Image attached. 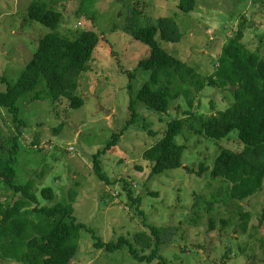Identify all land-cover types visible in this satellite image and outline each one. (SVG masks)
Here are the masks:
<instances>
[{
	"label": "rangeland",
	"instance_id": "rangeland-1",
	"mask_svg": "<svg viewBox=\"0 0 264 264\" xmlns=\"http://www.w3.org/2000/svg\"><path fill=\"white\" fill-rule=\"evenodd\" d=\"M33 1L0 0V92L17 82L46 35L76 40L92 30L100 38L87 70L80 73L77 82L74 94L84 100L80 108H72L67 99L54 102L45 79L37 95L29 94L18 102L24 133L19 139L17 184L35 179L43 205L47 201L40 196L42 188L54 189L59 199L70 189L77 197L75 216L87 226L80 231L79 253L71 264L159 261L138 262L127 246L115 253L94 246L93 233L108 243L120 237L133 241L135 235L148 230L144 216L136 207L131 208L130 188L135 197L142 196L141 210L147 224L173 228L171 239L161 247L166 264H264V224L259 222L264 186L246 201H233L227 198L229 183L211 175L222 150L243 149L237 133L227 139L209 140L185 127L176 138L186 147L182 166L150 177L151 163L145 153L165 135L172 120L188 118V105L181 96L180 107L172 104L168 113H158L138 99L151 76L140 68V62L150 56L151 49L125 31L138 4L143 8L138 24L144 25L150 18L175 19L184 36L181 42L159 40V44L204 78L212 73L223 47L243 23L244 44L264 58V3L197 0L196 9L186 14L178 8L180 0H40L63 14L52 30L28 18ZM189 88L196 115H216L234 101L228 89L206 86L199 91L193 84ZM133 100L136 121L125 130L133 117ZM19 123L0 107V157L7 155ZM122 130L118 144L100 157L110 179L107 184L98 178L93 157ZM11 195L0 184L1 201H12ZM245 215L250 216L249 220L242 218ZM151 251L146 250V254ZM0 264L12 261L0 255Z\"/></svg>",
	"mask_w": 264,
	"mask_h": 264
},
{
	"label": "trees",
	"instance_id": "trees-1",
	"mask_svg": "<svg viewBox=\"0 0 264 264\" xmlns=\"http://www.w3.org/2000/svg\"><path fill=\"white\" fill-rule=\"evenodd\" d=\"M256 1L264 3V0ZM196 6L197 0H180L178 8L190 14ZM142 13L143 8L136 5L125 27L128 35L151 49L150 56L140 62V68L150 72L151 76L140 90L138 99L158 113H168L172 104L180 107L181 96L185 97L188 105V111L185 112L188 118L177 117L179 119L172 120L165 135L145 153V159L151 163L150 177L182 166L186 147L179 145L176 138L185 127L188 126L196 134L205 135L209 140L227 139L232 133H237L243 149L222 150L215 159L211 175L229 183L228 199H250L262 191L264 186V58L259 52L250 51L244 44L246 24L243 23L235 37L223 47L212 73L201 78L194 67L174 57L159 44V40L167 43L181 42L184 36L176 20L150 18L144 25L138 24L136 20ZM62 17L61 12L51 9L40 0L29 4L28 18L52 30L57 28ZM99 43V36L92 30L83 32L76 40L48 34L39 41L37 51L17 82L9 84L5 91L0 92V107L8 110L16 123L20 122L18 134L14 133L7 146V155L0 157V184H3L6 192L12 194V201L5 202L0 198V255L12 261V264H71L79 253L80 231L87 226L75 216L76 195L68 189L67 195L59 199L54 189L44 187L40 196L47 201V205H43L35 179H30L26 184H17V155L21 149L19 139L24 133L21 130L18 102L29 94L37 95V88L45 79V87L54 102L67 99L72 108H80L84 100L74 94L77 82L80 73L87 70ZM191 84L199 91L206 86L231 90L234 101L230 107L216 115H196L192 111L194 100L189 90ZM130 109L133 117L126 124L125 130L136 121L134 100ZM125 130L116 133L113 141L93 157L98 178L107 184H110V179L103 171L100 157L118 144ZM134 195L130 188L128 196L131 208L136 207L140 215L144 216L148 230L135 235L133 241L120 237L117 242L108 243L93 233L94 246L109 253L127 246L138 262L153 263L158 259L156 264H166L167 261L161 255V247L171 239L173 228H158L147 224V218L141 210L142 196ZM199 198L203 200L202 196ZM199 204L198 201L195 207ZM242 218L247 221L250 216ZM259 222L260 225L264 224V209ZM138 246L144 254L139 253ZM146 250L152 251L146 254Z\"/></svg>",
	"mask_w": 264,
	"mask_h": 264
}]
</instances>
